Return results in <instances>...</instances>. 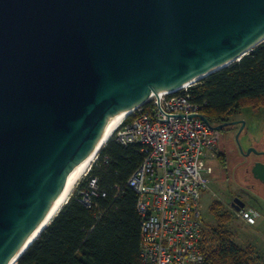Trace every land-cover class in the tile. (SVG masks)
Listing matches in <instances>:
<instances>
[{"label": "water", "instance_id": "1", "mask_svg": "<svg viewBox=\"0 0 264 264\" xmlns=\"http://www.w3.org/2000/svg\"><path fill=\"white\" fill-rule=\"evenodd\" d=\"M263 40L264 0H0V264L122 111L200 82ZM235 125L240 134L242 121L212 128ZM251 173L264 185L263 163Z\"/></svg>", "mask_w": 264, "mask_h": 264}, {"label": "trees", "instance_id": "2", "mask_svg": "<svg viewBox=\"0 0 264 264\" xmlns=\"http://www.w3.org/2000/svg\"><path fill=\"white\" fill-rule=\"evenodd\" d=\"M188 94L202 106V115L213 127L242 108L260 109L264 106V42L239 62L188 87ZM143 157L141 146H122L110 138L67 204L15 264H141L137 195L127 181ZM91 181H96L95 191ZM80 191L95 193L89 206L80 201ZM211 212L219 217L215 207ZM217 239L216 249L207 252L203 233V264L253 263L228 232L222 231Z\"/></svg>", "mask_w": 264, "mask_h": 264}, {"label": "built area", "instance_id": "3", "mask_svg": "<svg viewBox=\"0 0 264 264\" xmlns=\"http://www.w3.org/2000/svg\"><path fill=\"white\" fill-rule=\"evenodd\" d=\"M201 110L191 101L188 88L152 94L111 137L122 146H141L144 156L127 181L137 195L141 264H203L205 260L201 200L214 173L211 163L218 159L219 131L198 118ZM166 115L186 118L160 122L168 121ZM95 183L90 182L93 191ZM80 195L89 206L95 193L80 191ZM236 213L248 225L256 224L250 212Z\"/></svg>", "mask_w": 264, "mask_h": 264}, {"label": "rangeland", "instance_id": "4", "mask_svg": "<svg viewBox=\"0 0 264 264\" xmlns=\"http://www.w3.org/2000/svg\"><path fill=\"white\" fill-rule=\"evenodd\" d=\"M237 121L244 122L240 134L241 125L219 132V159L211 163L214 173L208 191L202 195L204 244L207 252L216 249L218 234L228 232L232 242L250 254L252 264H264V185L251 174L254 162L264 156L251 151L246 157L250 150L264 154V106L257 110L242 108L224 118L222 124ZM236 198L244 202V210L255 218V225L236 217L231 207ZM212 207L219 217L211 212Z\"/></svg>", "mask_w": 264, "mask_h": 264}, {"label": "bare ground", "instance_id": "5", "mask_svg": "<svg viewBox=\"0 0 264 264\" xmlns=\"http://www.w3.org/2000/svg\"><path fill=\"white\" fill-rule=\"evenodd\" d=\"M264 41V40H263ZM192 84H181L170 91L184 90L190 87ZM135 109H129L122 111L104 130L101 139L95 146V148L83 158L81 166L79 167L76 175L74 176L72 182L70 183L65 194L49 209L46 217L35 229V231L27 238L19 252L17 253L15 259L10 264H15L17 259L23 255L26 250L37 240L40 234L45 230V228L50 224L53 218L61 211V209L67 204L69 198L73 194L74 190L82 180V178L89 171L93 161L95 160L98 153L109 141L115 131L121 126V124L126 120V118L134 113Z\"/></svg>", "mask_w": 264, "mask_h": 264}, {"label": "flooded vegetation", "instance_id": "6", "mask_svg": "<svg viewBox=\"0 0 264 264\" xmlns=\"http://www.w3.org/2000/svg\"><path fill=\"white\" fill-rule=\"evenodd\" d=\"M260 156H264V154L263 155H260ZM256 163H263L264 164V159H261V160H259V161H255L254 162V164H256ZM254 164H253V166H254ZM252 166V167H253ZM252 167H251V171H252ZM252 174V173H251ZM253 176V175H252Z\"/></svg>", "mask_w": 264, "mask_h": 264}]
</instances>
